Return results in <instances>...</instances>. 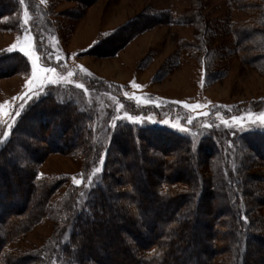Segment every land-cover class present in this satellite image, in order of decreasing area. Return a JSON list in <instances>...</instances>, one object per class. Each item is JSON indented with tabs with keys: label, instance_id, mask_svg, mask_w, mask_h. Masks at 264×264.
<instances>
[{
	"label": "trees",
	"instance_id": "1",
	"mask_svg": "<svg viewBox=\"0 0 264 264\" xmlns=\"http://www.w3.org/2000/svg\"><path fill=\"white\" fill-rule=\"evenodd\" d=\"M230 3L233 9L248 15L247 23L229 24L234 37L232 49L245 65L264 75V0ZM41 5L39 0H24L23 4L19 0H0V31L31 33L41 64L60 71L61 64L52 60L53 56L49 58V46L37 31L35 23L42 17ZM36 7L42 11H36ZM27 16L30 18L25 24ZM157 17L150 15V23ZM159 17L170 25H193L200 29L197 43L189 46L203 54L206 82L221 78L212 69L213 58L221 51L210 47L208 41L215 32L199 12L179 16L168 11ZM116 34L114 31L98 40L87 53L101 49L106 55L115 56L135 37L131 33L121 39ZM31 66L28 57L19 51H0V79L29 76ZM72 71L75 80L89 89L100 91L101 87L110 86L120 93L123 90L104 79L83 77L81 69ZM152 106L150 103L142 108L153 109ZM15 113L8 120H0V264H122L110 252L100 255L91 248L94 237L102 235L103 239L109 232L116 234L118 229H124L131 240L139 243L138 256L127 254L135 264H257L264 259V213L257 209L259 203L264 207V196L256 198L257 191L252 187L253 179L264 181V173L254 174L260 163L264 164L263 130L244 133L234 140L241 157L235 158L237 162L225 175L223 167L209 170L221 151L220 138L202 136L195 141L173 130L127 123L118 124L113 131L108 127V135L103 138L96 132L97 116L92 110L77 101L73 93L59 87L47 86L39 97L27 101L19 115ZM109 118L110 114L107 121ZM147 146L166 152L156 171L148 167L153 155ZM116 152L124 159L130 154L133 157L126 160L133 170L132 176L125 179L126 184L118 176L123 164ZM52 153L80 154L84 182L104 153L106 159L91 190L84 193L72 184L59 205L61 230L68 233L60 249H48L44 255L12 251V243L52 213L53 195L71 181L39 176L40 164ZM198 156L203 159L202 172L196 170ZM131 190L134 195L128 204L116 207L110 203L109 200L117 201L122 193ZM121 213L126 216H120ZM245 215L247 221L242 220ZM111 217L112 228L103 231L101 222ZM195 227L201 228L202 233L193 234ZM112 235L108 236L109 241Z\"/></svg>",
	"mask_w": 264,
	"mask_h": 264
},
{
	"label": "rangeland",
	"instance_id": "2",
	"mask_svg": "<svg viewBox=\"0 0 264 264\" xmlns=\"http://www.w3.org/2000/svg\"><path fill=\"white\" fill-rule=\"evenodd\" d=\"M39 1L43 12L39 22L35 23L37 31L49 46V58L52 56V60L57 56L61 58L59 61L61 66H58L61 70L39 72V79L34 81L33 88L37 84L43 86L38 92L25 95L28 93L27 82L33 79L32 57L36 58L37 66L43 67L35 50L33 35L29 32L16 35L6 30L0 31V50L19 51L20 47L28 46L32 53V57H29L19 51L31 62L29 76L13 75L0 79V106H4L3 111L9 113L0 114L1 121L8 120L16 111L19 113L28 100L39 97L47 86H55L69 91L70 94L73 93L77 101L92 110L95 117L97 116L96 132L103 138L109 128L113 131L122 123L165 128L192 137L195 141H199L202 136L220 138L221 151L211 162L209 170H219L223 167L222 172L225 175L229 174L234 161L237 162L235 158L241 157L239 145L234 144V140L247 132L264 131L259 127L252 129L247 127L250 121H258L260 113L264 112V75L252 66L245 65L232 49L234 37L229 24L247 23L248 15L233 9L230 0ZM39 8L36 7L35 10L40 12ZM168 11L179 16L199 12L203 21L211 25L215 33L208 37L209 46L221 51V55L213 58L215 64L212 69L220 73L221 78L210 84L206 82L203 54L189 46L197 43L200 29L193 25L168 24L165 19L159 17ZM153 14L158 16V19L150 23L148 17ZM29 18L30 16L25 17L24 23ZM114 31H117L116 38L126 39L131 33L135 37L115 56L106 55L105 50L101 49L87 53L98 40ZM68 67L72 70L81 69L83 77L90 75L98 79H111L112 83L123 87L121 93L118 89L112 88L114 92L119 91L116 93L122 95L123 100L115 95L110 86H98L101 87L100 91L80 87L82 84L75 80L74 72L68 70ZM84 69H87V72ZM69 72L72 74L69 75ZM133 81L142 87L135 88L132 85ZM150 103L154 105L153 109H145ZM258 106L261 108L257 111L255 108ZM109 114L110 118L107 121ZM129 117L140 122H133ZM233 117H239L240 124L233 121ZM147 148L153 155L148 167L156 171L160 157L165 159L166 152L153 150L149 146ZM115 155L123 164L118 176L124 179L123 183L126 184L125 179L131 177L133 173L126 160L133 157L130 154L124 159L119 152ZM105 159L106 153L99 159L90 178L84 182L81 177L80 154L48 155L39 166V176L48 179L70 178L71 181L53 195L50 201L52 213L35 225L22 239L12 243L9 249L37 255H40V252L45 253L48 249V251L60 249L66 242L68 233L61 230L59 205L63 203L72 184L80 187L84 193L91 190L101 176ZM195 162L198 164L196 170L202 172L203 159L198 156ZM191 166L194 168L193 164ZM97 168L100 171H96ZM196 170L194 172L197 173ZM260 172L264 173L263 163H260L254 174ZM73 178L81 180V183L76 184ZM252 187L257 191L256 198L264 196V181L253 179ZM126 193H122L117 201L109 200L110 203L116 207L128 204L134 192L131 190ZM257 209L264 213L262 203L257 205ZM130 214L137 216L134 212ZM122 215L126 216L121 213L120 216ZM104 221L101 222L103 231L112 228L110 223L114 218H105ZM119 221L118 218L117 222L120 223ZM201 231V228L195 227L192 232L197 236L202 233ZM109 233L108 236L112 235ZM115 233L110 241L108 236H103V239L102 235L94 237L91 241L92 250L100 255L103 252H110L112 258L115 261L121 260L122 264H135L127 254L132 256L134 253L138 256L140 247L138 241L131 240V236L124 229H118ZM262 254L264 256V249ZM49 262L55 264L54 261ZM257 264H264V259Z\"/></svg>",
	"mask_w": 264,
	"mask_h": 264
},
{
	"label": "snow or ice",
	"instance_id": "3",
	"mask_svg": "<svg viewBox=\"0 0 264 264\" xmlns=\"http://www.w3.org/2000/svg\"><path fill=\"white\" fill-rule=\"evenodd\" d=\"M19 3L23 4L24 0H19ZM25 24H27V21H25ZM12 47H13V49H15V45H13ZM19 51L24 52L29 57H32V53L29 51L28 46L20 47ZM55 59L57 60V62H59L61 58L59 56H57V57H55ZM32 64L34 66V68H33V79L28 80V82H27L28 93H26L25 95L34 94L35 92H38L39 89L43 86L42 84H37L36 87L33 88L34 81L39 79V76H38L39 72H46L47 73V72H55L56 71V68L49 67L46 64L43 67L37 66L35 57H32ZM84 71L87 72V69H84ZM68 74L71 75L72 73L69 72ZM132 85L135 88L142 87L141 85L135 83V81L132 82ZM80 87H83V85H80ZM125 95H128V94L125 93ZM21 107H22V105H21ZM189 107H191V105H189ZM3 109H4V106H0V114L8 115L9 113L7 111H3ZM15 115H19V113L17 112V113H15ZM129 119L133 120V122H140V121L135 120L132 117H129ZM232 119L237 124H240V118L239 117H233ZM225 123H227V121H225ZM243 126L244 125H241V127H243ZM247 127L249 129H252V128H255V127H259L261 129H264V112L260 113L258 121L257 120L250 121L249 124L247 125ZM101 163H103V161H101ZM96 171H100V169L97 168ZM73 180H74V182L76 184H80L81 183V180H78L76 178H73ZM247 219L248 218H247L246 215L242 217V220H244V221H247Z\"/></svg>",
	"mask_w": 264,
	"mask_h": 264
},
{
	"label": "crops",
	"instance_id": "4",
	"mask_svg": "<svg viewBox=\"0 0 264 264\" xmlns=\"http://www.w3.org/2000/svg\"><path fill=\"white\" fill-rule=\"evenodd\" d=\"M0 51H4V50H0ZM81 65H85V64H83V63H81ZM92 71V70H91ZM94 72V71H93ZM95 73V72H94ZM96 74V73H95ZM105 80H108L109 82H112V80L111 79H107V78H104Z\"/></svg>",
	"mask_w": 264,
	"mask_h": 264
}]
</instances>
